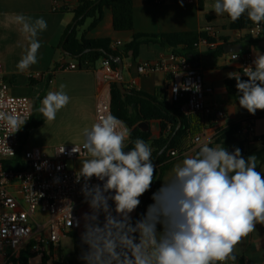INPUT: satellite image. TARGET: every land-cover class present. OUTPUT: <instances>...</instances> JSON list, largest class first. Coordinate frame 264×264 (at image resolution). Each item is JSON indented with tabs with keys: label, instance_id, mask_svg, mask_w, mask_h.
I'll list each match as a JSON object with an SVG mask.
<instances>
[{
	"label": "clouds",
	"instance_id": "clouds-1",
	"mask_svg": "<svg viewBox=\"0 0 264 264\" xmlns=\"http://www.w3.org/2000/svg\"><path fill=\"white\" fill-rule=\"evenodd\" d=\"M211 10L216 16L227 14L232 22L245 13L257 25L264 22V0H215ZM15 22L29 41L17 64L24 71L38 62V36L47 29V22L23 14ZM238 57L235 52L232 59ZM252 63L254 68L244 67L247 80L228 75L236 80L239 106L255 115L264 110V54L256 52ZM180 88L190 90L180 85L174 91ZM63 89L60 85V90L42 99L38 111L47 121L55 120L69 103ZM0 120L12 133L26 122L5 112H0ZM84 137L82 149L90 158L82 162L77 176V182L84 180L81 192L90 209L82 216L79 259L83 264L235 262V246L257 224L264 225V176L257 171L255 154L245 158L238 147L229 152L223 145H202L195 156H186L175 167L172 179L152 194L153 203L146 213L133 220L131 213L140 205V197L157 179L153 149L141 138L131 140V130L112 114L86 128ZM126 141L133 145L128 151ZM71 151L78 153L79 149ZM93 177L102 183L90 184ZM73 220L80 227V220Z\"/></svg>",
	"mask_w": 264,
	"mask_h": 264
},
{
	"label": "crops",
	"instance_id": "crops-1",
	"mask_svg": "<svg viewBox=\"0 0 264 264\" xmlns=\"http://www.w3.org/2000/svg\"><path fill=\"white\" fill-rule=\"evenodd\" d=\"M80 1L63 0L61 8L55 9L53 0H0V64L11 85V92L30 99L32 109L30 121L35 122L43 116L38 109L42 106L41 101L48 92L58 91L60 85H64L63 91L70 97L69 103L57 112L55 120L45 119L42 124L31 129L27 127L29 121L22 128L19 134L20 148L39 147L45 154L51 156L58 146L83 145L84 130L90 129L97 122L98 102L102 99H111V83L115 81L116 71L112 67L110 69L104 67L103 59L98 60L89 69H58L61 65L77 61L67 51L65 52L61 41L67 27L73 23V9ZM132 1L133 30L116 31L113 27L112 10L110 7H105L101 21L94 28L88 29L92 18H87L79 27L78 35H84L89 40L107 41L111 48L122 50L136 35L199 32L210 27L218 40L223 42L225 39L227 44H240L241 48L238 52L250 53L253 60L256 52L264 54V32L258 37L236 38L237 30L230 28V19L227 14L216 16L211 10L215 0H204L202 9L199 7V0H183L182 5L180 0H162L159 3L155 2L156 0L153 2ZM62 7L66 9L63 10ZM19 14L32 18L42 17L47 22V29L38 36L41 42L37 53L38 62L24 71L19 70L17 64L25 55L29 41L15 22V17ZM117 42L121 44L115 46ZM178 48L182 50L184 46L180 45ZM215 49L201 46L199 49L194 48V55L188 56L191 62L201 70L206 85L212 88L207 102L217 104L218 109L225 112V116L221 119L201 122L200 130L196 134L205 133L211 137L210 147L223 145L229 152L238 147L245 158L255 154L258 157L257 171H262L261 174L264 176V143H259L237 132L228 131L230 126L239 121L250 119L256 133L264 137V116L253 118L264 113V110H257L255 115L249 114L246 109L239 106L233 94L226 90L225 81L229 78V73L241 76L240 63L231 59L232 52L224 50V53L216 54ZM171 52H173L172 48L142 39L137 48V54L134 55L129 51L122 60L123 84L128 89L152 95L158 100L167 99L168 76L163 72L142 76L138 73L137 67L143 62L160 59ZM36 74H40L41 77H35ZM148 131L152 138L159 137V122L155 120L149 122ZM196 134L188 133L178 140L175 149L181 155L164 167L157 190L164 182L172 179L175 175V167L182 164L186 156L196 155L201 147L193 142ZM86 159L71 161V165L79 169ZM137 208L131 213L132 217ZM75 210L81 220L83 214L90 211L86 202L77 205ZM43 233L45 234V231ZM78 235L81 236V233ZM65 239L71 241L69 250L62 247V241ZM57 251L55 249L50 251L51 257L46 264H51L53 260H62L69 264L74 252L73 240L69 235L61 238ZM233 254L236 256L234 264H263L264 225L257 224L256 230L235 246ZM42 257L35 256L29 260L28 264H32L33 261L34 264H42Z\"/></svg>",
	"mask_w": 264,
	"mask_h": 264
},
{
	"label": "built area",
	"instance_id": "built-area-1",
	"mask_svg": "<svg viewBox=\"0 0 264 264\" xmlns=\"http://www.w3.org/2000/svg\"><path fill=\"white\" fill-rule=\"evenodd\" d=\"M61 1L63 0H53L55 9L61 8ZM207 30L212 33L216 41L209 43L206 39H201L194 45L195 48L199 49L201 46L216 48L220 42L221 45L223 44L217 39L212 28L208 27ZM263 30L264 22L260 25L253 23L237 30L235 36L238 39L258 37ZM120 44L117 42L115 46ZM234 54L235 52L231 53V59ZM236 61L240 63L242 76H244V67L251 65L254 68L250 53H239ZM102 65L108 69L112 67L106 59L102 60ZM58 69L89 68L86 63L79 64L74 61L61 65ZM137 71L142 76L157 72L165 73L168 76L167 100L171 103L184 101L183 110L187 113L199 114L205 122L225 116V112L218 109L217 104L207 102L212 88L206 85L201 70L182 54L171 52L160 59L143 62L138 65ZM35 77L40 78L41 75L36 74ZM180 85H188L190 90L185 91L180 88L179 91H174ZM196 86L199 87V91H196ZM0 112L14 113L20 119L26 120L21 129L14 133L4 121L0 120V264H22L21 252L25 248L28 247L29 252L35 256L50 254L52 249L58 252L57 248L62 237L70 236L72 233L78 235L82 232L83 221L75 207L85 202L81 192L84 180L81 178L80 182H77L79 169L70 168L69 163L90 157L82 149V145L58 146L51 156L45 154L39 147L20 148L19 134L31 119V101L26 96H17L11 92V85L5 77L1 64ZM108 114H111L110 100L102 99L96 107L97 122ZM238 124L237 133L264 143V137L256 133L250 119H243ZM127 128L130 129L129 126ZM193 142L200 146L204 144L209 146L211 137L205 133H198L194 136ZM73 147L79 149V152L72 153ZM63 149L64 151L60 152ZM168 154L171 161L181 155L176 149L169 150ZM89 183L94 185L102 182L93 177ZM73 217L80 220V227L75 225ZM223 264H234V262L228 260Z\"/></svg>",
	"mask_w": 264,
	"mask_h": 264
},
{
	"label": "trees",
	"instance_id": "trees-1",
	"mask_svg": "<svg viewBox=\"0 0 264 264\" xmlns=\"http://www.w3.org/2000/svg\"><path fill=\"white\" fill-rule=\"evenodd\" d=\"M153 2L154 0H150ZM203 1L199 0L200 9L203 8ZM110 7L112 10L113 27L116 31H131L133 30V1L132 0H81L76 8L73 9L74 20L69 25L64 33L61 41V46L67 51L79 64L86 63L88 68L100 59L109 60L114 71L118 70L117 58L123 60L129 51L137 54V48L142 39L158 42L159 44L172 48L173 52L182 54L187 57L189 54L194 55V45L201 39H206L209 43H214L216 38L207 28L199 32L188 33H172L164 35H136L132 42L126 45L122 50L111 48L107 41L89 40L84 35L79 36L78 30L87 18H92V22L88 29L94 28L103 18V9ZM63 10H65V7ZM230 19V18H229ZM247 14L242 15L237 21L230 20V28L233 30H241L252 25ZM264 32V30H263ZM226 40H223V45L216 47V54L224 53ZM183 45L184 48L180 50L178 47ZM95 49H102L98 51ZM190 61L191 59L188 58ZM242 80H247L246 76L241 75ZM124 85V84H123ZM129 94H123L117 86V82L111 83V99L110 107L111 114L121 121H123L131 129V140L136 138L143 139L153 149L152 158L156 167L157 179L152 183L151 189L142 196L141 204L137 208L133 220L141 218L146 213L148 205L153 203L151 199L152 194L157 191L158 184L162 178L164 167L171 162L169 159V150L175 149L178 140L185 134L194 135L199 132V124L203 122V118L199 114L186 113L183 110L184 101L171 103L167 99L158 100L152 95L138 92L133 89H128ZM226 90L233 94L238 101L240 93L236 88V80L228 78L225 81ZM264 116V113L258 114L253 118ZM45 118L42 116L35 122L30 121L28 128H34L44 122ZM159 122V137L152 138L150 131L143 132L139 128L142 122ZM179 124H181L179 126ZM203 129V127H202ZM239 124L230 126L228 131L237 132ZM125 151L130 150L133 145L130 142L126 143ZM200 150V149H199ZM198 150V151H199ZM19 158V157H18ZM158 170L161 171L158 177ZM160 227L159 225L157 226ZM73 240L74 252L69 264H83L79 259L81 253L80 236L76 233L70 234ZM29 252V248H25L21 252L20 263L28 264L29 260L34 258ZM50 254H44L42 257V264L48 262ZM51 264H64L60 260L51 261Z\"/></svg>",
	"mask_w": 264,
	"mask_h": 264
},
{
	"label": "water",
	"instance_id": "water-1",
	"mask_svg": "<svg viewBox=\"0 0 264 264\" xmlns=\"http://www.w3.org/2000/svg\"><path fill=\"white\" fill-rule=\"evenodd\" d=\"M224 48L226 51L238 52L241 48V45L237 44V43L236 44H226ZM95 50L103 51L102 49H95ZM116 62L118 63V70L116 71V73L114 75V79L117 82V86L120 89V91L123 94H129L130 92L123 85V69H124L123 61L120 58H117ZM180 125L181 124H179V126ZM139 128L141 131L147 132L149 130V122L145 121V122L140 123ZM160 173H161V171L158 170V177L160 176Z\"/></svg>",
	"mask_w": 264,
	"mask_h": 264
},
{
	"label": "rangeland",
	"instance_id": "rangeland-1",
	"mask_svg": "<svg viewBox=\"0 0 264 264\" xmlns=\"http://www.w3.org/2000/svg\"><path fill=\"white\" fill-rule=\"evenodd\" d=\"M69 167L70 168L72 167L71 163H69ZM70 245H71L70 239H65V240L62 241V247L66 248V250H69ZM32 264H34V261L32 262Z\"/></svg>",
	"mask_w": 264,
	"mask_h": 264
}]
</instances>
